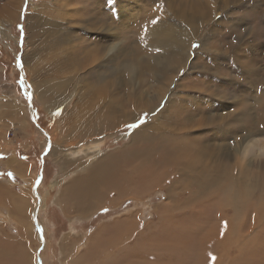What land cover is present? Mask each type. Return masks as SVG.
<instances>
[{
	"label": "rangeland",
	"instance_id": "374dc122",
	"mask_svg": "<svg viewBox=\"0 0 264 264\" xmlns=\"http://www.w3.org/2000/svg\"><path fill=\"white\" fill-rule=\"evenodd\" d=\"M262 15L264 0H0V242L28 244V264H72L87 252L83 264H111L125 252L138 264H264V159L248 156L251 166H239L240 151L234 158L227 148L234 135L224 136L218 119L208 123L226 111L212 107L218 96L196 82L201 72L221 73L213 67V42L235 23L231 18L241 20L236 30L244 44L264 43ZM171 32L187 38L189 59L149 112L142 108L154 102L149 74L173 55L160 42ZM204 42L212 48L207 54ZM244 89L239 83L233 90L238 105ZM134 92L133 105L109 128L95 123L103 108L130 102ZM171 93L182 102L181 125L190 116L201 124L189 135L206 148L196 165L163 164L153 186L140 189L133 179L134 194L133 183L99 186L96 209L84 217L65 214L58 200L63 187L108 156L138 147L132 134L155 115L163 113L161 123L176 131L169 124ZM222 94L224 107L236 109L235 95ZM238 191L245 197L237 208Z\"/></svg>",
	"mask_w": 264,
	"mask_h": 264
},
{
	"label": "bare ground",
	"instance_id": "6f19581e",
	"mask_svg": "<svg viewBox=\"0 0 264 264\" xmlns=\"http://www.w3.org/2000/svg\"><path fill=\"white\" fill-rule=\"evenodd\" d=\"M243 16L244 15L241 17ZM262 18L264 19V15H262ZM237 19L238 18L236 17L231 18L235 23L233 25L230 24L225 26L227 30L223 31L219 38L213 42V44L216 45L215 50L217 51V54H214L215 65H213V67H219L221 73L213 70L212 77H208L201 72L199 73V77L196 78V82L205 87V91L203 90L204 88L202 89L203 92L209 93L210 96H218L217 99L211 101V106H217L216 109L226 112L212 114L210 116L211 119H208V123L213 125L214 118L216 120L218 119L219 124H221L224 129L222 134L224 133V136L227 134L231 136L234 135L232 138H235V142H232L231 146L227 145V148L234 154V158H236V154L240 151L241 162L239 163V166L246 169L251 166V162L247 160L248 156L264 159V43L249 44L247 43L248 41H244L247 43L244 44L239 40L237 38L238 33L236 28L237 22H240L241 20ZM163 37L164 40H160L161 47H173L174 53L173 55H170V57H164L162 60L153 64L155 70L152 69L151 74L149 75L155 78V84L152 86L154 88L153 91L156 92L154 96H151L154 102L152 104H145L142 107L148 108L149 112L155 110L161 100L170 92V86L174 83L176 84L177 72L187 64L190 55L187 38L184 35L171 32L164 34ZM224 38H226V43L219 41ZM203 45L206 46L202 49L203 53L207 54L212 50V48H210V43L204 42ZM185 48L187 51H185ZM242 50H246V53H243ZM206 60H208V57ZM190 65L193 66L194 63H190ZM206 68L207 67L204 66L202 67L204 71H209V69ZM239 83H243L245 89L242 92L243 95L241 97L243 103L238 105L241 101L236 99L238 95H236L233 90ZM178 86L180 89H188L183 87L181 82ZM211 86L215 87L212 92L210 90ZM226 91H230L232 93L231 96L235 95L230 106H237V108L232 111L229 110L228 106L224 107L225 105L223 104L226 98L225 94L222 93H225ZM250 92H252L251 97H249ZM131 94L130 102H113V105L109 104V106L103 108L104 110L100 111V114L96 117L95 123H97V125L100 124V127L103 128L108 122L115 120L119 113H123L126 106L133 105L137 95L135 92ZM247 96L249 97L248 99ZM168 99V104L172 105L174 110L172 113L174 119H169V124L173 131H176L173 133L172 131L168 132V127H164L161 123L163 113L155 115L153 117V124L151 123V125H147L148 128L143 130V134L141 132H135L132 134L134 143L140 141V143L137 144L138 147L135 146V148L123 151V153L121 151V153H117L116 156H108L107 160L98 162L86 170L83 175L74 177L63 187V192L58 200L60 201V206H62L65 214L75 213L84 217L96 209L97 206L95 202H99L101 199L99 186L105 185L107 186V191H109L112 190V188L119 186L122 181V184L127 185L133 183L134 187L132 189L134 194L137 190L133 179H136V182H139L140 189L151 187L161 178V173H159L158 170L163 164H170L171 167L183 165L188 169H191L196 165L199 155H202L206 148L201 142L195 145L194 142L196 140L192 139L191 136L189 137V135L191 129L198 128L201 124H198V121L190 116L187 121L188 124L186 126L181 125L180 114L184 110L183 107H180L182 104V102H180L181 99L176 97L174 93L171 97L169 96ZM239 106H241V108H238ZM104 123L106 124L104 125ZM240 123H242V125ZM102 124L103 127L101 126ZM108 125L110 126L112 124L108 123L106 127ZM237 125H241V128L239 129ZM98 129H96V131ZM244 142L246 143L243 145ZM121 163L126 166L125 171L121 169ZM6 164L14 166L16 170H19L20 168L19 164L15 161H8ZM127 170L133 171V174L135 173V178L124 177V173H126ZM120 179L122 180L120 181ZM117 191L119 193L125 191V189L120 188L118 190L117 187ZM142 192L140 191V194ZM244 197L245 195H241L238 191L237 208L244 200ZM102 198H104V196ZM21 202L19 211L24 212L27 200H22ZM0 204L3 203L0 201ZM104 232H106V230L100 232L99 236ZM21 242H17L16 247H7L6 244H9V242L6 244L5 241L0 242V264H28L30 255L28 256L25 252L26 249H29L27 248L28 244H26L25 248V245ZM92 243L93 241L91 240L89 244L92 245ZM67 245H71L70 242H64L62 244L63 250H67ZM9 249H11L14 254H10ZM87 257L88 252L72 264H83ZM113 261L114 263L111 264H138L136 258L131 253L127 252H125V254H123L118 260L114 257Z\"/></svg>",
	"mask_w": 264,
	"mask_h": 264
},
{
	"label": "snow or ice",
	"instance_id": "6c2138e0",
	"mask_svg": "<svg viewBox=\"0 0 264 264\" xmlns=\"http://www.w3.org/2000/svg\"><path fill=\"white\" fill-rule=\"evenodd\" d=\"M20 85H21L22 88L25 89V94L27 95V98L29 100H31L32 99L31 94L30 93H27V91H26V84H25V81L23 79L20 80ZM105 211H107V210H105Z\"/></svg>",
	"mask_w": 264,
	"mask_h": 264
}]
</instances>
